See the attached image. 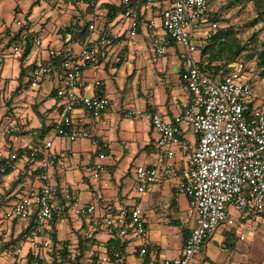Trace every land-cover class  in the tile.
<instances>
[{"label":"built area","instance_id":"built-area-1","mask_svg":"<svg viewBox=\"0 0 264 264\" xmlns=\"http://www.w3.org/2000/svg\"><path fill=\"white\" fill-rule=\"evenodd\" d=\"M98 2L90 0L87 4L90 8L87 12L90 31H96L99 24ZM115 4L123 6L121 17L128 22V37L137 35L141 12L147 15L144 25L150 30L156 28V17L160 18L162 33L151 34L156 56L166 54L171 42L179 46V77L190 94V101L172 118L157 110L150 112L151 126L158 135L156 145L163 149L164 161L159 166H136L134 180L136 190L143 193L166 180L175 179L177 191L187 197L195 213L194 225L179 255L157 259L151 264H195V257L202 252L204 241L218 225L231 226L234 223L228 215L227 205H232L237 211L250 208L254 212L252 217L264 218V93L255 88L251 79L253 75L242 62L216 80L198 68L193 54L218 29L217 21L210 19L212 0H143L140 11L131 4V0H118ZM16 24L21 27L23 23L17 20ZM118 36L101 29L94 40L81 45L68 35L60 47H47V60L31 68V87H37L44 77L54 75L57 79L54 94L59 99V109L52 127L54 136L67 142L88 139L91 145L102 148L86 123L88 119L100 117L114 100L105 94L100 80L93 81L96 91L92 94H82L79 89L84 85V70L107 59ZM33 45L39 47L41 40L34 37ZM22 50L20 42L12 45L9 53L19 56ZM7 56L0 50V65ZM56 59L60 61L56 63ZM77 108L84 113H75ZM142 113L139 109H128L124 116L135 118ZM183 123L190 127L195 143L180 139ZM24 130V126L14 123L6 128L5 134L10 141L16 142ZM178 147L183 149V156L181 160L174 161ZM51 148L52 140L49 138H38L29 146L23 158L36 160L41 185L21 195L2 213V218L7 221L33 219L32 234L26 238H38L31 240L34 251L51 249L49 226L54 218L64 219L68 215L75 221L92 215L95 210L94 204L80 202L72 187H56L49 181L50 170L55 163L65 165ZM16 156L15 151L9 154L10 159ZM104 158L103 152L97 154L98 160L92 163L88 176L90 180L97 179L103 171ZM3 170V165H0V173ZM102 221L104 226H114L119 237H125L130 229L140 238L143 247L148 246L139 204L104 216ZM23 245L24 241L20 240L5 254L19 255ZM144 252L145 249L141 248L139 255ZM122 261L119 251L107 246L90 253L83 264H120Z\"/></svg>","mask_w":264,"mask_h":264},{"label":"crops","instance_id":"crops-1","mask_svg":"<svg viewBox=\"0 0 264 264\" xmlns=\"http://www.w3.org/2000/svg\"><path fill=\"white\" fill-rule=\"evenodd\" d=\"M47 1L48 4L42 9L46 14L45 20L35 26L33 31L29 30L30 13L27 16V11L24 20H20L23 24L27 20L23 30H9L4 25L0 26V50L7 53L6 60H13L11 68L16 67L13 77L0 80V122L2 119H8L5 127L0 130V155L8 158L10 152L28 150L38 138L52 140L51 151L57 158L63 159L65 165L61 166V162H56L50 170L49 181L56 187H72L80 202L95 205L94 213L88 217L73 221L67 215L64 219H56L49 226L50 239L54 233L56 241L68 240L71 247L77 246L79 237L91 239L83 252L82 263L95 250L107 246L116 248L111 244L114 241H119L122 246L123 264H133L131 260L128 261L129 256L137 259L136 264H151L157 259L179 255L195 220V213L189 206L187 197L177 191L175 179L166 180L143 193L136 190L134 180L136 166H159L164 161L163 149L156 145L158 135L151 126L150 112L157 110L163 116L172 118L190 101V94L179 77V47L175 43L170 44L174 50L166 52L165 61L157 62L143 56L142 53L149 50L151 42V33L145 27L144 20L137 30V35L128 38L125 35L126 28L122 24L124 19L120 14L115 16L107 23V28L119 36L107 59L93 63L84 70V85L79 89L82 94H92L96 91L92 86L93 81L100 80L105 94L114 100L100 117L88 119L86 123V127L102 145V150L91 145L88 139L79 138L67 142L52 134L53 122L59 109V99L54 95L56 77H44L37 87H31L30 70L47 60V47L62 45L68 36L63 28L71 21L79 18V25L88 21V10L83 0ZM98 1L100 20L96 31L90 34V41L94 40L102 29L107 14L106 3L111 2ZM34 37L41 40L39 47L33 45ZM10 38L14 40L9 42ZM129 40L132 41V46H129ZM20 42L23 48L29 43L27 55L22 56L25 49L19 56L10 54V44ZM138 53L139 58L135 56ZM197 56L196 53V58ZM124 60L133 64L130 69V89L125 87L123 81L118 85L117 82L122 77H116V72H112ZM21 77L25 78L24 83L15 82ZM28 88L31 92L26 93L24 89ZM116 93H120L122 98L119 103L115 99ZM4 95L9 97L1 98ZM128 109H139L143 113L140 117L127 118L124 112ZM75 113L81 115L84 112L77 108ZM14 123L24 126L25 130L16 142L10 141L11 146L8 147L4 141L7 138L5 130ZM180 139L189 141L182 134ZM195 141L194 136L193 143ZM100 152L105 154L102 160L104 169L97 179L90 180L88 176L92 163L98 160L97 154ZM181 156L183 149L178 147L174 161H179ZM37 173L36 160L18 158L10 162L9 172L0 176V244L10 237L15 238L27 227L28 220L7 221L2 218V213L12 204L9 200L14 194L21 192L23 195L40 187ZM135 204L142 208L148 246L143 247L140 238L132 234L130 229L125 237H119L114 226H104L102 221L104 216L114 215L120 209L131 208ZM227 212L234 223L231 226L224 223L218 225L213 234L204 241L202 252L195 257V264H264V218L252 217L254 212L250 208L237 211L230 204L227 205ZM5 234L9 236L8 239ZM170 236H176L177 243L171 254H167L163 250L167 246L165 240ZM33 239L38 240L37 237ZM33 239L23 240L27 246L25 250L22 248L16 261H7L5 253L0 252V264H25ZM91 241L95 243L91 244ZM141 248L145 249L143 255H139ZM41 255L43 264H50V259L44 251Z\"/></svg>","mask_w":264,"mask_h":264},{"label":"trees","instance_id":"trees-1","mask_svg":"<svg viewBox=\"0 0 264 264\" xmlns=\"http://www.w3.org/2000/svg\"><path fill=\"white\" fill-rule=\"evenodd\" d=\"M36 1L37 0H34V2L28 8L26 12L27 16L29 15L32 6L37 3ZM83 1H85L87 6L90 0ZM142 1L143 0H131V4L140 11L142 7ZM162 1L163 0H154V2ZM71 2H75V0H71ZM234 2L242 5L245 3H249L251 5V11L253 15L244 23L245 25H242V27H253L260 23L264 24V0H234ZM231 3H233V1H231L230 4ZM89 9L90 8L87 6L88 11ZM106 9V20L104 21L101 28L108 30L107 23H109L115 16L122 14L123 6L121 4H113L110 2V4L106 3ZM145 16V13L141 12L140 24L144 20ZM210 19L213 21H217L218 29L215 34L205 40L199 48V51L197 52L198 68L204 71L211 79L216 80L219 79L222 75L233 70L238 62H242L247 66L248 71L258 79V82L262 80L264 81V41L262 42L259 40L258 32H252L246 38L242 39L240 35L242 31L241 28L238 29L230 25L220 24L219 20H221L222 17H219L215 12L210 13ZM78 20L79 18L71 21L68 26L63 28V31H65L68 35L74 37L79 44H89L91 42L89 40L90 34H92L93 31H90L88 29V22H83V24L79 25ZM26 23L27 20H25L24 24L20 27V30H23L26 27ZM16 35L17 33L14 34L13 37H15ZM13 40L14 38H10L9 42ZM7 44L9 43L7 42ZM28 44L29 43L24 46L23 50H25L23 51L22 56L27 55L29 50ZM10 45L12 46V44ZM59 61L60 59H56V63H58ZM262 91L264 92V90ZM10 146L11 145H9V147ZM27 151L28 150H16L15 152L17 156L15 159H10V157L4 158L1 156L0 165H3L4 170L2 173H0V176L5 175L9 172L10 162L17 160L18 158H23L24 154H26ZM27 161L33 160L28 159ZM28 221L29 223L27 227L20 234H18V236H16L15 238L10 237L6 242H2L0 244V252L4 251V253H6L8 250L14 249L20 240H24L28 235L32 234L35 224L32 218H30ZM55 221L56 218H54L51 223ZM90 240V238L79 237L77 246L71 247L68 240L60 242L56 241L55 235L54 233H52L51 249L49 251H45L44 253L49 257L50 264H83L81 262V258ZM92 243L95 242L91 241V244ZM111 244H114L118 249L120 255L124 257L122 246L119 244V241L111 242ZM41 253H43V251H34L30 249V251L26 255L25 264H43V256L41 255ZM16 255L18 256V254ZM120 264H123V261Z\"/></svg>","mask_w":264,"mask_h":264},{"label":"rangeland","instance_id":"rangeland-1","mask_svg":"<svg viewBox=\"0 0 264 264\" xmlns=\"http://www.w3.org/2000/svg\"><path fill=\"white\" fill-rule=\"evenodd\" d=\"M113 3H118V0H110ZM233 1V3L230 4V2ZM34 2V0H0V26L4 25V27H7L9 30H18L20 29L19 26L16 24L17 20L23 21L25 18V12L27 9L31 6V4ZM36 2H40L39 4L35 3V5L32 6V9L30 11V15L28 16V21L31 23V27L29 28L30 31H33L35 26H38L42 21L45 20L46 14L44 11H42L43 8H45L46 4H48L47 0H37ZM212 11L213 13L215 12L219 17H222L220 21V24L224 25H230L238 29H242L240 35L242 39L246 38L248 35H250L252 32L257 31L258 32V38L260 41H264V24L260 23L257 24L253 27H242V25H245L244 23L250 19L253 15L251 11V5L249 3L245 4H237L234 2V0H212ZM123 27L127 29L128 22L123 21L122 22ZM49 26L50 23H47ZM127 33V32H126ZM125 35L127 36V34ZM150 33H162V30L160 28V18L156 17V28L150 30ZM128 37V36H127ZM129 38V37H128ZM133 38V37H130ZM129 46H132L131 43L132 41H128ZM177 45V44H176ZM178 46V45H177ZM179 47V46H178ZM174 48L168 47L167 52H172ZM143 56L149 57L154 59L157 62L159 61H165L166 60V55L162 56H156L154 51H153V46L152 42H150L149 45V50L145 51L142 53ZM137 58L140 57V53L136 54ZM193 57L196 58V53L193 54ZM11 62L13 60L8 59L5 60L1 65H0V80H4L7 77H13L16 73L15 68H11ZM133 67L132 62L130 61H122L117 69L112 70L116 72V77H122L118 80L117 84L119 85L120 82H124L125 87L130 89L131 87V75H130V69ZM253 81V85L255 88H258L260 91L264 90V81H259L258 79L255 78L254 76L251 77ZM25 78H20L19 80H16L15 82H21L24 83ZM13 85V83L11 84ZM28 87V86H27ZM9 89V88H8ZM26 93L31 92L29 88L26 90ZM7 92V91H6ZM264 93V92H263ZM264 96V95H263ZM8 95L1 96V98H8ZM117 102L119 103L122 98L120 97V93H116V98ZM8 122V119H2L0 122V130H2L5 127V123ZM182 136L187 138L191 143L194 142V136L192 134V131L190 127L183 123L182 124ZM7 136V135H6ZM6 145L9 147L11 144L8 136L6 139H4ZM182 159V156H181ZM180 159V160H181ZM21 195V192L14 194L12 198L9 200V203L15 202L18 197ZM2 236V233L0 232V237ZM9 236L6 237L8 239ZM166 248H164V252L167 254H171L173 247L177 243V237L176 236H170L166 240ZM27 244L24 245L23 250H25ZM175 250H173L174 252ZM2 252V251H1ZM4 253V251L2 252ZM3 256V255H2ZM6 256V260H14L16 261L18 259V256ZM131 260L133 264H136V258L134 256H129L128 261ZM128 264V263H127Z\"/></svg>","mask_w":264,"mask_h":264}]
</instances>
